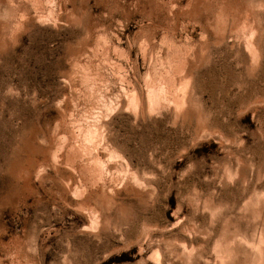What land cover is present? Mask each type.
I'll list each match as a JSON object with an SVG mask.
<instances>
[{"label": "rangeland", "instance_id": "obj_1", "mask_svg": "<svg viewBox=\"0 0 264 264\" xmlns=\"http://www.w3.org/2000/svg\"><path fill=\"white\" fill-rule=\"evenodd\" d=\"M0 264H264V0H0Z\"/></svg>", "mask_w": 264, "mask_h": 264}]
</instances>
